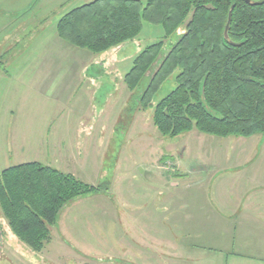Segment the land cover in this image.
I'll list each match as a JSON object with an SVG mask.
<instances>
[{
	"label": "crops",
	"instance_id": "crops-1",
	"mask_svg": "<svg viewBox=\"0 0 264 264\" xmlns=\"http://www.w3.org/2000/svg\"><path fill=\"white\" fill-rule=\"evenodd\" d=\"M58 1L64 3L68 0ZM24 13V10L21 13L16 12L13 18L4 19L0 25V34H2L0 95L4 96L5 101L12 102L11 97L15 96L14 100H16V96L21 95L24 99L31 93L32 98L36 95L52 101L55 110L58 109V104L67 103V109L52 111V114L43 112L41 117L80 122L76 130L69 129L67 125L60 127L59 121L50 127L48 122L45 123L47 124L45 129L40 132L33 127L30 133L39 135L37 148L42 158L40 161H33L72 173L78 180L91 185L99 183L102 181L100 179L108 176L114 179L105 180L112 181L109 188L77 197L62 208L56 224L51 227L52 233L55 232L59 241L57 248H69L70 243L67 240L69 238L79 243L75 231L69 226L72 219L77 221L78 217H84L86 221L89 218L96 221L97 230H101L99 227L101 225L106 230L115 228L117 231L119 225L112 215L110 202L103 203V199L111 196L113 203L117 202L120 205L121 223L126 229L124 242L128 251L125 254V264L253 263L246 261L249 256L247 252L252 250L250 249L252 246H256L249 238L257 235L258 242L264 244V229L259 228L260 225L264 227V213H258L262 206L256 197L253 199L249 196L254 188L251 185L246 186L249 182L244 181L246 178L239 181L236 178L235 184L233 180H224L222 183L218 180L228 173H231L233 178L242 177V170L225 168L219 171L221 167L214 159L218 152L210 149L207 158L211 157V159L207 165L210 170L212 169L214 177L209 185H204L207 181L204 170L207 171V168L190 160L186 152L179 151V154L165 155L174 158L173 161L176 162L178 174L175 178L173 174L167 172L163 174L158 171L156 156L151 159L152 161L147 159V162L142 163L138 146L134 149L131 145V150L128 152L123 150L122 144L118 146L116 143L115 145L110 143L109 148L100 144L106 139L103 136L107 134L106 129L109 128L107 121L102 117L105 113L104 106L96 105L99 100L101 101L99 94L102 82L110 80L112 83L110 85L114 86L113 91L105 94L107 103L113 101L120 90L118 80H115L111 74H106L104 70L110 68L108 66L112 61L120 63L131 59L132 53H139L145 42L134 39L113 46L104 53L109 55V58L99 62L98 59L96 60V54L93 56L91 51L75 47L59 36L57 32L59 19L50 23L47 21V16L41 17L39 23L33 25L29 19L23 17ZM184 31L180 28L177 32L181 34ZM116 70H119V65ZM94 71L97 73L94 74ZM124 73L126 75V72ZM125 75L121 82L124 89ZM18 86L22 89H17ZM129 94L131 95L132 92L130 91ZM91 103L93 110H89L90 106L88 107ZM26 108L27 106L25 111L21 112V107L10 106L6 113L13 119L16 113H22L26 118L33 117V109ZM119 116L118 113L117 118ZM89 119L94 122L91 120L88 122ZM97 120L103 122L101 126L95 124ZM128 128L129 125L125 129L124 125L115 124L111 132L126 134ZM68 134L80 138V143L86 141V144L71 146V149L67 144L69 147L64 148V143L68 142L64 137ZM91 135L96 136L97 139V143L94 140L95 144L92 145ZM56 137L58 138L54 140ZM95 148L100 149L90 155L89 152L97 150ZM239 150L245 149L239 148ZM70 152L72 163L65 162L64 165L66 158L70 160L68 158ZM110 159L112 166L105 168ZM99 165L102 166L103 171L97 169ZM117 182L120 183L113 184ZM245 190L246 194H244ZM109 217L111 220L108 223ZM256 218L259 220L256 221ZM100 221L103 222L99 223ZM148 227L155 233V239L142 234L143 231L147 232ZM153 243H155V251H151L150 254L145 253V248L148 249V245ZM261 250L264 248L262 247ZM111 254L113 256H109L105 261L109 264H119L115 253ZM253 258L255 256L251 255L250 259Z\"/></svg>",
	"mask_w": 264,
	"mask_h": 264
},
{
	"label": "trees",
	"instance_id": "trees-1",
	"mask_svg": "<svg viewBox=\"0 0 264 264\" xmlns=\"http://www.w3.org/2000/svg\"><path fill=\"white\" fill-rule=\"evenodd\" d=\"M146 22L161 25L164 37L135 56L124 80L136 89L160 60L140 97L146 111L163 82L179 71L176 87L155 106L161 135L174 138L194 129L217 137L264 133V0H91L65 13L57 32L99 55L140 38ZM181 26L185 31L159 59ZM98 189L29 161L2 170L0 208L19 239L40 252L62 208Z\"/></svg>",
	"mask_w": 264,
	"mask_h": 264
},
{
	"label": "rangeland",
	"instance_id": "rangeland-1",
	"mask_svg": "<svg viewBox=\"0 0 264 264\" xmlns=\"http://www.w3.org/2000/svg\"><path fill=\"white\" fill-rule=\"evenodd\" d=\"M88 1L91 0H68L64 3H59L58 0H0V25L3 23L4 19L13 18L16 12L21 13L23 10L25 11L23 17L25 19H29L30 23L33 25L38 24L39 19L46 16L48 17V22L54 23L58 19H61L65 13L74 9V7L82 5ZM144 25V30L140 38H138V40H143L145 42V46H142V50L147 44L157 42L159 39L164 37V31L161 25H153L148 22ZM181 28L185 30V26H181ZM180 35L181 34H178V32L172 35L170 40H168L163 46L159 59L162 58L163 55L170 52L172 43L177 41ZM0 37L2 38V34H0ZM105 52H102L103 54L100 53L99 55H96V60L98 59L99 62H104V59L109 58V55H104ZM137 53L138 52L132 53L131 59H126L120 63L115 62V64L114 61H112V63L108 66L110 68L104 70L106 74H111L115 80H118L117 83L120 90L114 97L113 101L107 103L104 98L105 94L108 91H113L114 86H111L112 83L110 80H104V82H102V89L99 94L101 101L99 100L96 105L104 106L103 109L105 110V113L102 117L104 121H107L108 124H106L109 128L106 129L107 134L103 136V138L105 137L106 139H103L100 144L103 147L108 148V144L110 143L113 145L116 143L118 146L122 144L123 150L128 152L131 150V145H133L134 149L138 146L140 148L139 155L141 156L142 163L147 162V159L151 160L156 156V167L159 168L158 171L163 172V174L166 172L173 174V177L175 178L178 174L176 162L173 161L174 158L171 159L165 155L175 153L179 154V151L186 152L190 160L194 163L202 165L203 168H207V171L204 170L205 176L207 177V181L204 182V185H209L214 177L212 169L210 170L207 165L211 157L207 158V156L210 149H215L218 153H216L217 157H214V159L217 161L218 166L221 167L219 171H222L225 168H235L236 170H242L243 174L242 177L233 178L231 173H228L227 175L220 177L218 180H221V183L224 182V180H233L235 184L236 178L238 181L246 178L244 181H249V184L247 183L246 186L250 187L251 185L254 188L253 193L249 194V196L253 199H255V197L258 199V203L262 206L259 208L258 213H264V133L245 138L236 136L217 137L213 135H202L201 132L194 129L174 138L161 135L154 124L153 114L155 106L176 87L177 83L175 80L179 71L173 73L165 82H163L164 84L156 93V97L152 102L153 106L149 107V110L144 111L140 106V97L148 86L150 76L159 65L160 60H158L155 66L148 71V74L144 79H142L139 83L140 85L136 87V89H131L126 83L124 89V85L121 83L124 78L123 76L125 75L124 72L127 74L133 66V60ZM92 54L94 56L93 52ZM117 65H119V70H116ZM93 73L96 74L97 71H94ZM100 73H103V71H100ZM1 78L2 77H0V82ZM20 88L21 86L17 87V89ZM130 91L132 92L131 95L129 94ZM127 94L128 97H126ZM32 96L33 95L31 93H29L28 97L24 99H22L21 95L18 97L16 96V103V100H14L15 96L11 97L13 101L9 102L8 100L5 101L4 96L0 95V174L4 168L12 165L33 160H42L39 148H37L39 135H34L33 132L30 133L33 127L34 130L40 132L42 129H45V126L47 125L45 123L48 122L50 127L59 121L60 127L67 125L71 130L79 128L78 124L80 122L68 121V119H45L41 117V115L44 114L43 112H49L52 114V111L67 109V103L58 104V109L55 110L53 109L54 103L52 101L45 100L41 96L34 95V98H32ZM116 98H118L117 101H115ZM109 105H112L113 107ZM10 106L14 108L21 107V112H24L25 106H27L26 109H33V117L26 118L22 113H16L14 119L10 118V114L6 113ZM91 106L92 103L88 105L89 110H93ZM118 113L120 114L119 118H117ZM17 114L18 117L16 118ZM90 120L94 122L92 119H89L88 122H91ZM99 122L101 123L98 125ZM102 123L103 122L101 120L95 121L97 126H101ZM115 124L124 125L125 129L129 125L127 133H112L111 129L115 127ZM130 124H132L131 127ZM119 129L120 127H118V130ZM91 137V145L95 144V141L97 143L96 136L91 135ZM64 138L65 140H68V142L66 141V143H64V148L69 147L67 144L70 145V149L71 146L75 147L86 144V141L80 143V138L75 135L70 136L68 134ZM87 144H89V142ZM119 148L120 147H118V150ZM239 148L245 150L240 151ZM99 149L100 148L96 151L93 150L92 152H89L90 155L95 154ZM218 155H221V157H218ZM68 158L70 160H67L66 158L64 165L66 164L65 162L72 163L71 152L69 153ZM111 164L112 161L110 159L105 168H110L112 166ZM97 169L103 171V168L100 165L97 166ZM100 180L102 181L99 183L97 182L94 185L100 187L102 190L107 187L109 188L112 185V181L110 182L105 180L114 179H111V177L108 176ZM119 183L120 182L113 184L118 185ZM123 183L124 182H122V184ZM246 193L247 192L245 190L244 194ZM190 194L193 195L192 193ZM112 199L113 198L111 196L106 197L103 199V203L110 202L109 206L112 208V215L114 216L116 223L119 225V229L117 231L115 228L106 230L101 225L99 226L101 230H97L98 226H96V221H92L90 218L86 221L84 217H78L77 221L72 219L69 226L75 231V236L78 237L79 243L78 241H74L69 238L67 239L70 243L69 248H57L58 239L56 238L55 232L53 231L54 233H52V229V237L40 252L33 251L27 244L19 239V237L12 231L0 208V264H109V262L105 260H107L109 256H113L111 253H115V256H117L120 260H118L119 264H125V254L127 253L126 251H128L124 242L126 240L124 233L126 229L124 228L123 223H121L122 215L120 213V205L117 202L113 203ZM74 213H76V209H74ZM110 220L111 219L109 217L107 220L108 223ZM255 220L258 221L259 218H256ZM101 222L103 221H100L99 223ZM259 228L264 229L262 225H260ZM142 234L151 236L153 239L156 238L155 233L151 231L150 227L147 228V232L143 231ZM249 239L254 241L256 246H252L251 248L249 247L252 250L247 252L249 256L246 261L249 263L253 262L250 264H264V250H261L262 247L264 248V244H262V242H258L259 237L257 235H253V237H250ZM107 243L109 244L106 245ZM145 249V253L150 254L151 251L155 249V243L148 245V249ZM251 255L255 256V258L250 259ZM102 258H104V260H102ZM243 263H245V261H243Z\"/></svg>",
	"mask_w": 264,
	"mask_h": 264
},
{
	"label": "water",
	"instance_id": "water-1",
	"mask_svg": "<svg viewBox=\"0 0 264 264\" xmlns=\"http://www.w3.org/2000/svg\"><path fill=\"white\" fill-rule=\"evenodd\" d=\"M231 14H232V12H230V15H229V18H228V23H227V25H226V27H225V34H226V36H228V29H229V27H230V24H231Z\"/></svg>",
	"mask_w": 264,
	"mask_h": 264
}]
</instances>
